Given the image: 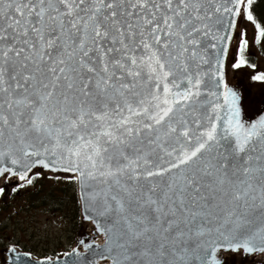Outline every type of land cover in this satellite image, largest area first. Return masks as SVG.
<instances>
[{
    "label": "snow or ice",
    "instance_id": "obj_1",
    "mask_svg": "<svg viewBox=\"0 0 264 264\" xmlns=\"http://www.w3.org/2000/svg\"><path fill=\"white\" fill-rule=\"evenodd\" d=\"M261 3L0 0V202L67 181L93 225L39 264L264 257V109L226 79L264 84ZM3 238L4 264H37Z\"/></svg>",
    "mask_w": 264,
    "mask_h": 264
},
{
    "label": "rangeland",
    "instance_id": "obj_2",
    "mask_svg": "<svg viewBox=\"0 0 264 264\" xmlns=\"http://www.w3.org/2000/svg\"><path fill=\"white\" fill-rule=\"evenodd\" d=\"M262 6L264 5L261 4ZM250 51L253 53L252 60L257 64L258 71H264V50L259 46H250ZM232 69L230 68V71ZM253 69H241L230 72L231 75L241 81L246 88L249 89L252 98H257L264 93V84L251 80ZM237 76V77H236ZM242 79V80H241ZM45 178V179H44ZM38 181L43 182L47 187L59 186L56 180H49L46 176H42ZM54 181V182H53ZM64 182V181H63ZM37 189V185L33 188L22 189L33 193ZM76 190V186L74 187ZM19 199L10 198L8 204L1 202L0 205V263L4 264L5 250L8 248L10 241L6 243L5 236H11L12 240L19 243V247L26 245L30 251L38 254V258L47 256L55 257L54 252L63 253L70 251L74 247L78 236L89 227L84 223L79 222L77 227L74 226L73 221L65 222L64 218L55 216L53 213H48V208L45 206L35 205L33 207L18 206ZM23 202H21L22 204ZM12 204V205H9ZM38 207V208H37ZM69 208V205H68ZM71 208V207H70ZM10 217L7 219V216ZM69 216V212H66ZM71 220V219H70ZM5 227L2 231V228ZM21 251L20 248L17 249ZM3 254V255H2ZM239 257L237 260L239 261ZM261 259H256L257 264ZM245 264H252V261L245 262Z\"/></svg>",
    "mask_w": 264,
    "mask_h": 264
},
{
    "label": "trees",
    "instance_id": "obj_3",
    "mask_svg": "<svg viewBox=\"0 0 264 264\" xmlns=\"http://www.w3.org/2000/svg\"><path fill=\"white\" fill-rule=\"evenodd\" d=\"M261 4L259 5L257 11L259 17L264 19V5L262 6ZM55 182L56 184L54 185L59 186L47 187L43 182L37 181L35 183V185H37V189L33 193L28 192L26 195L31 200H35V202L38 201L39 206L49 207V209H54L56 211L61 210L62 212H64L66 207H68L65 203H68L69 200L71 204L69 215L74 226L77 227L80 222V208L76 203V190L74 189L75 185L70 184L67 181L63 182L56 180Z\"/></svg>",
    "mask_w": 264,
    "mask_h": 264
},
{
    "label": "water",
    "instance_id": "obj_4",
    "mask_svg": "<svg viewBox=\"0 0 264 264\" xmlns=\"http://www.w3.org/2000/svg\"><path fill=\"white\" fill-rule=\"evenodd\" d=\"M226 79H228L232 85L239 86V87L243 90V92H244V103H245L246 108H247V118H248L249 120H254V119L258 118L259 110L264 109V93L261 94L259 97L253 99V98L251 97V95H250V92H249L248 89L245 87V85H244L241 81H239L238 79H235V78L231 75V73H230V68H228V69L226 70ZM80 216H81V208H80ZM81 221H82L85 225H87V226L90 228V230H89V231L86 230V231H84L83 233H81V234L78 236L77 240H78L80 237L84 236L85 234H87V235H91L92 232H93V225H92L91 223L84 221V220L82 219V217H81ZM95 243H96V244H99V245H103V243H104V238H103L102 236H99V238L95 241ZM75 246H76V243H75L74 247H75ZM80 250H81L82 252L84 251L83 246H81V249H80ZM17 252H19V251H17ZM9 257H10V254L7 253L6 250H5V258H4V261L8 260ZM31 259H32L33 261H36L37 264H39V262L42 260V259H40V260H38V259H33L32 256H31ZM256 259L264 260V257L256 256V257H255V260H256ZM248 261H252V259H249ZM248 261H246V262H248ZM104 262H107V261H105V260H98V264H102V263H104Z\"/></svg>",
    "mask_w": 264,
    "mask_h": 264
},
{
    "label": "flooded vegetation",
    "instance_id": "obj_5",
    "mask_svg": "<svg viewBox=\"0 0 264 264\" xmlns=\"http://www.w3.org/2000/svg\"><path fill=\"white\" fill-rule=\"evenodd\" d=\"M232 72H234L235 70L234 69H232L231 70ZM237 77V76H236ZM242 80V79H241ZM42 178V177H41ZM40 178V179H41ZM45 179V178H44ZM30 188H31V186H30ZM28 193V191H23V192H20L18 195L17 194H14V195H12V196H10L9 198H8V200H7V204H8V201H9V199L10 198H12V199H19V198H22L21 200H19V202H18V206H22V207H33V206H35V205H38V201H36L35 202V200H31L30 198H28L27 197V194ZM21 202H23L22 204H21ZM3 203V202H2ZM4 205H5V203H3ZM66 204V206H68L69 205V208L68 207H66V209H65V211L64 212H62L61 210L60 211H56V210H54V209H49L48 207V213H53L55 216H59L60 217V219L61 218H64V220H65V222H71V217H70V215L68 216V215H66V212H69V209H70V202H69V200H68V203H65ZM0 205H1V202H0ZM9 205H12V204H9ZM38 207H39V205H38ZM37 207V208H38ZM10 217V215L9 216H7V219ZM4 229H6L5 227H3V229H2V231L4 230ZM4 240V238H2V240L1 241H3ZM6 243H8V240L6 241ZM20 248V250H21V252H29V253H31V255H32V257H34V258H38V254L36 253V252H34V251H30L29 249H28V247L26 246V245H24L22 248L21 247H19ZM7 249V248H6ZM1 253V252H0ZM55 254H56V252H54ZM55 254H53V255H55ZM3 255V254H2ZM0 259H1V255H0ZM1 264V263H0Z\"/></svg>",
    "mask_w": 264,
    "mask_h": 264
},
{
    "label": "bare ground",
    "instance_id": "obj_6",
    "mask_svg": "<svg viewBox=\"0 0 264 264\" xmlns=\"http://www.w3.org/2000/svg\"><path fill=\"white\" fill-rule=\"evenodd\" d=\"M102 264H107V262H104V263H102Z\"/></svg>",
    "mask_w": 264,
    "mask_h": 264
}]
</instances>
